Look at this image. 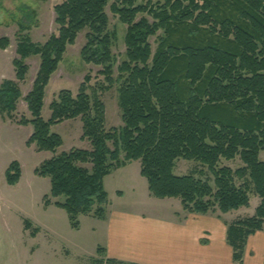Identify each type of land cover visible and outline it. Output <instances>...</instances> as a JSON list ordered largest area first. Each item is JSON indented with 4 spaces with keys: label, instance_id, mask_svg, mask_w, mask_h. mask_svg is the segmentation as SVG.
Instances as JSON below:
<instances>
[{
    "label": "trees",
    "instance_id": "obj_1",
    "mask_svg": "<svg viewBox=\"0 0 264 264\" xmlns=\"http://www.w3.org/2000/svg\"><path fill=\"white\" fill-rule=\"evenodd\" d=\"M110 2L64 0L54 8L57 34L45 44L33 43L21 25L13 63L17 83L0 85V113L32 125L27 146L53 154L35 171L51 183L44 206L65 210L74 230L83 216L103 221L109 206L105 179L133 162H140L152 197L178 200L187 214H229L249 208L254 194L260 199L255 215L228 226V243L242 264L248 238L264 227V0ZM108 8L127 27L119 66ZM84 32L81 57L101 69L103 81L93 87L88 74L77 95L60 92L45 120L46 89ZM10 44L0 36L2 51ZM33 57H40L41 66L25 98L31 118L17 121L18 83L25 82V62ZM117 84L123 125L108 130L102 94ZM76 119L83 123L81 140L91 148L59 154L64 140L53 127ZM180 160L208 173L178 176ZM237 161V169L226 165ZM21 177V165L12 163L7 184L16 186ZM24 225L33 228L29 221Z\"/></svg>",
    "mask_w": 264,
    "mask_h": 264
},
{
    "label": "rangeland",
    "instance_id": "obj_2",
    "mask_svg": "<svg viewBox=\"0 0 264 264\" xmlns=\"http://www.w3.org/2000/svg\"><path fill=\"white\" fill-rule=\"evenodd\" d=\"M64 0H0V36L10 40L6 51L0 49V85L6 81H15L16 72L14 61L18 59L17 35L21 25L27 27L22 34H28L35 44H45L52 35L57 34L54 8ZM114 0H111L112 5ZM109 5V7H110ZM110 18V31L116 33L113 53L118 58V66L124 60L126 53L125 36L127 27L121 24L107 9ZM87 32L81 33L74 46L68 47L64 61L52 76L46 89L43 118L49 120L52 115L50 106L64 90L78 94L85 77H92L91 86L99 85L103 78L99 75L100 68L86 64L81 52L87 43ZM156 49L155 39L151 40ZM26 65L29 72L25 82L18 83L22 98L17 106L15 119L31 118L25 98L33 90L41 60L40 57L28 59ZM115 77L118 72L115 70ZM119 88L115 85L110 91L102 94L106 105L108 130L120 128L123 125L119 108ZM53 132L59 134L64 145L60 153L69 152L74 148L89 150L88 142L81 140L83 123L81 119L66 121L53 127ZM34 133V127L20 126L6 119L0 113V264H113L103 260L98 253L102 240L99 233H94L98 222L89 217L80 218V229L74 230L68 214L54 205L46 208L44 199L50 194L49 179L36 176L35 171L53 154L38 152L35 146L28 147L27 143ZM264 161V154L261 157ZM18 162L22 168V177L16 186H9L6 172L10 165ZM237 169L239 161L226 163ZM208 173L205 168L194 162L180 160L175 173L178 176ZM105 189L109 195L110 210L114 213L127 212L141 217L161 218L167 220L177 215L181 208L178 200H159L149 194L148 182L141 176L140 162H134L128 169L112 174L105 181ZM123 193L120 196L119 193ZM260 205V199L251 195L249 208L231 212L230 222L244 220L255 215ZM180 207V208H178ZM169 211V212H168ZM29 221L33 228L25 230L24 222ZM39 234L33 237L34 230Z\"/></svg>",
    "mask_w": 264,
    "mask_h": 264
},
{
    "label": "crops",
    "instance_id": "obj_3",
    "mask_svg": "<svg viewBox=\"0 0 264 264\" xmlns=\"http://www.w3.org/2000/svg\"><path fill=\"white\" fill-rule=\"evenodd\" d=\"M172 216L164 220L114 213L109 203L105 220L89 218L99 224L92 230L99 233L102 242L98 253L108 263L238 264L228 243V226L233 223L230 222L233 215L187 214L181 207ZM242 264H264V227L248 238Z\"/></svg>",
    "mask_w": 264,
    "mask_h": 264
}]
</instances>
